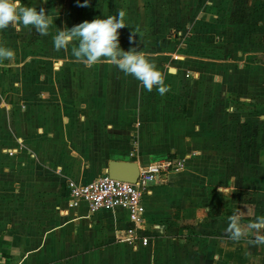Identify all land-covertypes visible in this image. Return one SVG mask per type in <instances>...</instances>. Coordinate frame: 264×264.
Returning a JSON list of instances; mask_svg holds the SVG:
<instances>
[{"label": "crops", "instance_id": "0c3cea01", "mask_svg": "<svg viewBox=\"0 0 264 264\" xmlns=\"http://www.w3.org/2000/svg\"><path fill=\"white\" fill-rule=\"evenodd\" d=\"M234 1L225 0V4L231 7ZM240 1L245 7V21L240 24L255 28L251 35L261 34V43L253 36L229 31L240 25H234L228 18L231 15L225 13L218 25L222 32L215 39L223 48L219 59L212 58L214 64L208 70L196 66L186 74L180 59L185 55L176 56L179 65L173 76L164 77L166 86L172 82L174 92L181 90L177 80L184 76L201 79L204 71L213 74L211 90L223 99L249 103L240 92L264 84V0ZM212 5L206 3L204 10ZM204 15L199 18L198 14V21ZM29 34L30 29L23 26L19 31L12 27L0 30V47L6 48L2 44L6 41L14 52L12 59L0 60V264H264V245L253 246L246 239L234 241L225 231L234 214L244 217L241 223L245 226L264 216V193L258 180H253L260 163L256 157L251 164L252 182L247 183L251 199L239 200L238 187L244 185L238 173L229 179L227 166L203 161L207 155L213 159L215 153L208 152L213 135L207 132V114L201 109L198 89L190 93L188 88V98L179 100L175 120L153 114L147 121L156 127L141 129L145 118L138 114L136 156L120 141L131 137L130 132L122 134L128 127L121 118L107 117V123L116 124L113 132L108 131L111 135L99 129L97 136L83 135L69 126L74 121L69 113L74 97L51 88L47 79L51 59L41 52H27L24 38ZM59 61L60 67H53L58 73L66 60ZM79 99L81 105H88L95 97L90 103ZM115 99L119 94L107 98L109 104ZM113 139H119L115 150L108 149L114 145ZM96 153L101 154L95 162V172L101 168L97 177L107 175L111 161L134 162L141 169L171 156L182 168L163 174L147 188L142 222L134 226L125 210L92 212L86 202L69 208L67 183L91 184L83 169L91 166L86 161ZM238 169L237 164L236 172ZM130 229H135L137 238L148 239V246L121 242Z\"/></svg>", "mask_w": 264, "mask_h": 264}, {"label": "rangeland", "instance_id": "374dc122", "mask_svg": "<svg viewBox=\"0 0 264 264\" xmlns=\"http://www.w3.org/2000/svg\"><path fill=\"white\" fill-rule=\"evenodd\" d=\"M206 3L213 5L206 6L204 10ZM234 3L229 7L225 4V0H89L87 6L82 7L80 5L84 4V0H21L22 6H34L38 11L42 8L45 14L52 19V25L51 28L49 27L47 35H40L34 28L26 27L30 29V34L29 37L24 38L27 41L23 39L22 42L28 43L29 50H26L25 44H20V48L29 53H44L51 59L52 70L47 77L49 85L59 93L65 90L67 95L74 97L69 105V113L73 116L74 121L69 126L83 135L95 133L97 136L98 129L104 134L111 135L108 131L113 132L112 127L116 124L110 120L107 123V117L108 119L109 117L110 119L121 118L120 122L125 123L128 127L127 130H122V134L126 135L130 132L131 137L129 139L122 137L120 141L131 147L136 156L138 153L135 149L140 143L137 132L139 124L136 121L138 114L145 118L140 123L141 129L156 127L157 124L152 125L147 121L153 114L162 113L167 120H175L177 111L181 108L178 104L188 98V88L190 93L192 89H198L201 109L207 114V132L213 135L208 152L215 153L212 155L213 159L207 155L208 158L203 161L227 166L229 179L230 176L234 177L238 173L239 182L244 185L238 187V192L242 194L238 199L246 202L252 197L251 186L247 183L252 182L251 164L256 157L260 163V172L259 174L254 172L253 180H258L261 184L260 192L264 193V187H262L264 184L263 83H259V86L254 84L250 88L251 90L240 92L241 97L250 99L248 104L232 102L231 98H229V102L223 99L219 92L211 90L213 74H204V71L201 72L203 74L201 79H194L191 76L188 79L184 76L177 80L176 84H179L181 90L174 92L172 87V85L175 86L174 83H168V91L161 95L155 86L152 91L146 90L133 76L125 75L115 65L103 58L90 67L77 61L71 52L75 44L59 51L53 45L55 36L65 27L71 28L86 20L91 21L98 17H117L119 13L123 12L124 23L127 26L119 30L121 47L126 51L135 47L142 52L161 72L163 79L166 75L167 77L174 75V68L179 65L176 63L175 57H180V55H185L180 59L184 60L183 67L186 74L196 66H202L198 68L199 70H208L206 67L214 64L211 59H219L223 53V48L215 41L222 32V28L218 25L219 19L224 18L223 14L229 13L231 17L228 18L231 22L234 25H240L229 31L239 33L240 36H253L251 34L255 28L252 26L242 27V23L240 24L245 21L242 17L245 7L240 0H236ZM203 13L205 14L203 19L198 21ZM198 14H201L199 18H197ZM188 24L189 27H187ZM178 32L186 35L184 40L178 37ZM255 34L252 38L261 43L262 35ZM2 44L8 49L11 47V43H6V41H3ZM63 59L67 63L65 62L64 69L58 73V70L53 67L56 65L55 68H59L61 65L59 60ZM170 69H173L172 72L169 71ZM241 79L243 78L241 77ZM142 87L143 89H141ZM241 88L245 89L242 86ZM112 94L116 98L119 94L120 100L115 99V104H109L107 100L108 96ZM140 95L142 100L139 99ZM80 96L81 99H89V103L91 97H95V100L88 105H81ZM179 100L182 101L179 102ZM117 102H119V106H117ZM177 123L180 124L178 121ZM166 125L168 124L166 123ZM113 141L114 145L108 149L117 147L119 139H113ZM100 155V153H96L95 156H90L86 162L91 163V166L83 169L84 176H87L91 183L102 177V175L97 177L96 174L101 172V168L95 172V162ZM237 164L239 169L236 172ZM240 164H243V167H240Z\"/></svg>", "mask_w": 264, "mask_h": 264}, {"label": "clouds", "instance_id": "9594fccd", "mask_svg": "<svg viewBox=\"0 0 264 264\" xmlns=\"http://www.w3.org/2000/svg\"><path fill=\"white\" fill-rule=\"evenodd\" d=\"M89 0H84L87 6ZM52 20L41 8L22 6L21 0H0V30L10 27L20 30L21 26L34 28L40 35H47ZM127 26L124 23V13L117 17L95 18L84 21L71 28L60 30L53 41L54 48L61 50L72 47V56L86 66H93L102 58L115 65L125 75H131L143 87L152 91L155 86L163 95L168 91L163 76L153 63L135 47L124 50L120 44L119 30ZM14 56L11 49L0 47V60H10ZM243 216L234 214L228 218L225 231L234 241L246 239L250 245H264V216H258L246 226L241 223Z\"/></svg>", "mask_w": 264, "mask_h": 264}, {"label": "built area", "instance_id": "2783aa9c", "mask_svg": "<svg viewBox=\"0 0 264 264\" xmlns=\"http://www.w3.org/2000/svg\"><path fill=\"white\" fill-rule=\"evenodd\" d=\"M178 37L184 40L186 35L178 32ZM181 168L182 164L177 160H165L149 165L140 169L135 184L116 181L107 175H103L88 185L68 182V206L73 209L77 208L80 203L86 202L92 212L125 210L131 224L140 225L144 214L143 197L147 188L157 182L163 174L179 171ZM120 241L127 244L140 242L143 247L149 244L148 239L136 237L135 229H130L127 238Z\"/></svg>", "mask_w": 264, "mask_h": 264}, {"label": "water", "instance_id": "95a60500", "mask_svg": "<svg viewBox=\"0 0 264 264\" xmlns=\"http://www.w3.org/2000/svg\"><path fill=\"white\" fill-rule=\"evenodd\" d=\"M139 166L134 162L111 161L106 171L110 179L135 184L139 177Z\"/></svg>", "mask_w": 264, "mask_h": 264}, {"label": "trees", "instance_id": "16d2710c", "mask_svg": "<svg viewBox=\"0 0 264 264\" xmlns=\"http://www.w3.org/2000/svg\"><path fill=\"white\" fill-rule=\"evenodd\" d=\"M172 159H173V158L170 156V157H169V160H172Z\"/></svg>", "mask_w": 264, "mask_h": 264}]
</instances>
